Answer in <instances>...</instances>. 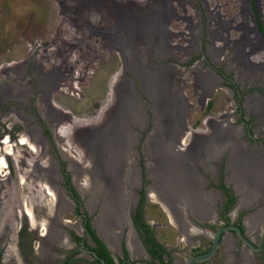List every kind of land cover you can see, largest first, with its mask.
<instances>
[{
    "label": "flooded vegetation",
    "instance_id": "af4514ba",
    "mask_svg": "<svg viewBox=\"0 0 264 264\" xmlns=\"http://www.w3.org/2000/svg\"><path fill=\"white\" fill-rule=\"evenodd\" d=\"M250 2L257 12L264 8L261 0ZM197 6L202 14L192 32L187 33L182 22L187 17L182 18L177 10L179 20H170L159 40L145 49L135 46L147 90L130 69L122 74L114 103L99 124L102 129L111 124L110 153L117 155L106 174L82 182L83 173L72 172L60 147L66 138L62 137L65 124L54 111L58 105L43 95L48 102L40 99L38 105L46 111L44 121L35 108L45 126L40 129L45 144L38 141L41 155L37 160L42 161L44 154L48 157L47 164L42 161L38 167L51 166L52 177L45 171L44 181L27 186L21 181L26 172H21L18 161V170L12 160L6 162L8 177L0 178V264H109L110 260L113 264H188L211 251L220 229L232 226L240 228L253 247L236 232H223L213 257L197 264H264V74L243 70L234 65L235 60H225L217 48L219 29L215 27L214 33L210 25L211 16L219 14L220 1L212 5L211 0H199ZM176 24H182L186 32L174 31ZM89 25L81 32L85 38L60 52L68 56L81 51L88 56L90 45L82 44L84 40L92 41L97 35L110 39L105 27L98 30ZM90 33L94 36L89 37ZM186 34L190 42L181 39ZM116 36L113 40L119 44L133 41L123 31ZM58 41L53 39L52 46ZM41 52L33 51L27 63L37 85L35 63ZM43 75L49 78L52 72ZM62 84L60 77L53 79L49 89L60 95ZM197 85L202 87L196 99L203 113L212 110L220 91L227 94L231 113L211 116L214 120L207 122V136L183 140L184 128L177 126L186 115L188 93H194ZM26 88H15L18 98ZM26 97L27 93L23 100ZM134 102L136 107L131 106ZM159 102L164 109L154 114L152 107ZM158 117L162 123L169 120L162 125L165 132L158 128L162 127ZM198 123L199 119L194 121ZM29 136L35 138L30 131L22 138ZM49 179L55 182L52 186ZM45 187L53 189L55 201ZM149 207L152 211L155 207L156 216H150ZM68 209L70 218H66ZM102 249L105 256L100 255Z\"/></svg>",
    "mask_w": 264,
    "mask_h": 264
},
{
    "label": "rangeland",
    "instance_id": "374dc122",
    "mask_svg": "<svg viewBox=\"0 0 264 264\" xmlns=\"http://www.w3.org/2000/svg\"><path fill=\"white\" fill-rule=\"evenodd\" d=\"M197 1L199 2V0H0V127L2 137L9 135L11 138L2 141L0 137V144H10L9 150L13 149V152H16L17 147L23 142L22 137L30 131L36 138L34 145L38 148L37 153H33L35 155L33 157L27 149H22V151L27 152V154L24 153L25 159L30 161L27 167L35 168L36 160L41 155L38 141L45 144V140L41 138L40 129L45 127L41 120L44 121L47 115L44 113L45 109L43 108L44 111H42L41 106L38 105L43 95L48 96L60 107L58 112L50 104V107L61 115L63 125L68 122L76 123V121L97 118L99 113L102 114L103 108H107L102 114L105 120L116 98V89L122 76V66H124L121 49L125 44L121 43V45L113 40L117 38L116 34L123 31L128 38L134 36V45L138 47L140 44V47L145 49L146 46L152 45V41L159 40L161 34H165L167 23L170 20H179L177 10L182 18L187 17L182 22L187 27V33H190L197 27L198 17L202 14V8L197 6ZM211 1L212 5L216 1H220L221 4L219 14L213 15L214 17L210 15L213 22L210 30L215 33L216 29H219L218 38L219 35L222 37L217 38L216 43L219 44L217 48H221L222 54L225 55L224 59L233 62L235 60L234 65H240L243 70L264 74V8L257 12L252 7L253 4L250 2L252 0ZM261 1L264 3V0ZM174 2L177 3L173 7ZM179 6L182 8L180 9ZM89 23L94 24L93 26L98 30L101 27L110 26L111 33L110 39H102L100 35H95L97 39H94V35L90 33L89 37H93V40L86 39L82 42V44L90 45L89 53L93 55L92 58L89 59L90 54L87 56L81 51H73L68 56L60 52V50L67 51L70 46H75L74 44L79 42L80 38H85L86 36L81 35V32L90 26ZM182 26V24H176L173 30L184 34L186 30L182 29ZM34 27L38 30L36 31ZM39 33L44 35L41 36ZM180 37L187 42L192 40L187 34ZM193 38L196 44L195 36ZM53 39H58V44L52 46ZM184 41H178V44H185ZM41 50L39 56L41 59L38 57L35 63L36 74L40 81L37 85L36 75H33L27 63H30V55L33 51L38 53ZM135 50L138 54L139 49L135 48ZM60 54L62 55L59 57ZM247 58L250 59V63ZM45 70L52 72L49 78L43 77ZM59 77L63 84L58 90L60 95H57L53 93V89L51 91L49 88L53 86V79L56 80ZM44 79H48L52 84L45 85L42 81ZM21 85L27 87L24 91L27 93L25 100H23L25 93L20 92V95H23L22 98H18V91L15 93V88ZM201 89L202 87L197 85L193 88V91L196 90L194 93L191 91L188 93L187 102L189 101V104L187 105L188 108H192L190 110L191 119L188 116L190 121L188 123L193 127L196 126L194 121L199 119L203 122L208 112L215 116H218L217 112L231 113V105L226 101L228 96L223 91H220L214 98L212 110L203 113V108L200 109L197 104L198 99H196ZM44 98L47 104L48 99ZM36 100L38 103L33 106L32 103ZM36 107L41 113V120L39 115L37 116ZM96 107H99L98 111L95 110ZM168 121L166 119L164 123ZM210 121L207 118V122ZM94 125L83 127L84 129L77 127L78 131H73L75 134L72 133L73 135L66 140L61 139L62 144L60 142V147L64 149L63 156L72 172L83 173L82 182H85V179L92 181L93 178L87 175L88 161L81 154V150H85L87 144H96L104 152L111 140L110 123L107 124V129L106 127L102 129L101 125ZM189 131L192 134L199 132L192 129ZM67 141L72 145L68 147ZM22 151L14 153V156L12 152L10 158L0 160L3 170L0 177L4 179L8 177L6 162L12 160L17 168V158ZM42 161L47 164L48 157L45 155ZM30 163L31 165L28 166ZM94 164L95 169L100 166L106 173L109 167L114 165L112 163L111 166L110 164L104 166L102 159ZM38 170L41 169L38 167ZM45 171L47 170L39 171L37 177L33 178V176L29 182L35 185L37 182L44 181ZM92 174L94 176V173ZM100 174H102L101 171ZM23 180L21 178V181L25 182ZM49 182L51 186L55 183L52 179H49ZM45 190L50 192V198L55 201L53 189L45 187ZM68 205L66 204V208ZM152 208H154L153 211L151 207L148 209L150 216H156L155 207ZM66 212H68L66 218H70L69 209Z\"/></svg>",
    "mask_w": 264,
    "mask_h": 264
},
{
    "label": "water",
    "instance_id": "95a60500",
    "mask_svg": "<svg viewBox=\"0 0 264 264\" xmlns=\"http://www.w3.org/2000/svg\"><path fill=\"white\" fill-rule=\"evenodd\" d=\"M109 30L108 32L110 33V26H106L105 27V30ZM105 32H107V31H105ZM104 32V33H105ZM125 33V32H124ZM111 34V33H110ZM125 36L128 38V36L126 35V33H125ZM130 38V40L131 39H133V41H134V36H131V37H129ZM133 41L132 42H129V43H125V46H122V48L123 49H121V53H122V55H123V65L124 66H122L123 68L121 69V73L123 74V73H125V71L126 70H128V69H130V71H131V74L135 77V78H137L138 80H139V82H140V84H141V87L144 89V90H147V80H146V78H145V76H144V73H142V71H143V69L144 68H142V60H141V58L138 56V54H137V51L134 49V47H135V45H134V43H133ZM116 45V44H115ZM139 46H140V44H139ZM152 101H154L153 99H152ZM161 105V102H159V103H155V106L154 107H152V111L154 112V114H155V112L156 111H159V109H160V111L162 112L163 111V109H164V106H162ZM188 110H189V108H188V105L186 106V117L184 116V119H183V121L181 122V124H179L177 127H180V126H183V132H182V134H183V140L184 139H187L188 137H190L191 136V132L189 131V129H191L190 128V126H188V123L186 122V118L188 117ZM155 121H156V119H155ZM157 122V121H156ZM158 123H159V125H164L165 123H162V121L160 120V117H158ZM168 122H166V124H167ZM170 126V125H169ZM158 128H161L164 132H165V130H164V126H162V127H158ZM160 129V130H161ZM100 141V140H99ZM101 145V144H100ZM101 147H99V146H97L96 144L95 145H90V144H87V148L85 149V150H81L82 152H81V154L84 156V157H86V160L88 161L87 162V164H88V166H87V170L86 171H88V173H87V175H90V177H92L93 179H95V178H97L98 177V175L100 174V171H101V173L102 174H106V171L105 170H103V168H101L100 166L97 168L96 167V169H95V164L94 163H96V161L98 162V161H101V159L102 158H104L105 156L103 155V153H105L106 154V150L103 152V151H101V149H100ZM109 148V147H108ZM102 149H103V147H102ZM109 153V152H108ZM45 156V155H44ZM116 157H117V155L116 154H113L111 157H109V159H110V166H111V164L113 163V161L112 160H116ZM94 162V163H93ZM109 165V164H108ZM107 165V166H108ZM8 166V165H7ZM111 168V167H110ZM105 171V172H104ZM92 173H94V176H93V174ZM165 173H167V174H169V173H171L170 171H166ZM223 232H236L237 234H238V237L246 244V245H249L250 247H253V245H252V243H250L246 238H244V235H243V233H242V230L240 229V228H238V227H235V226H232V227H228V228H225V229H220L218 232H217V234H216V236H215V239L213 240V246H212V249H211V251L208 253V254H206V255H203V256H197V257H194V258H192L190 261H189V263L188 264H197V263H203V262H206V261H208V260H210L212 257H213V255L216 253V251H217V248H218V245H219V242H220V238H221V236H222V234H223ZM263 242H264V238H263V241H262V243H261V246L263 245Z\"/></svg>",
    "mask_w": 264,
    "mask_h": 264
},
{
    "label": "bare ground",
    "instance_id": "6f19581e",
    "mask_svg": "<svg viewBox=\"0 0 264 264\" xmlns=\"http://www.w3.org/2000/svg\"><path fill=\"white\" fill-rule=\"evenodd\" d=\"M116 78V77H115ZM113 81H115V79L113 80ZM112 99V98H111ZM133 101V100H132ZM172 103V102H171ZM131 106H135L136 107V102H134V105L132 104ZM127 107V106H126ZM55 108L56 109H58V111H59V108L60 107H56L55 106ZM128 108V107H127ZM133 108V107H132ZM122 109V108H121ZM106 110H107V108H103V111H102V114H103V112L105 111L106 112ZM178 111H179V109H178ZM63 112V111H62ZM64 113H67L68 114V112L66 111H64ZM67 114H65V116L67 115ZM99 115L97 118H95V119H88V120H81V121H76V123H73V122H68L66 125H65V127H62V129H63V135H62V137H64V138H66V139H68V137H71L73 134H75V132L73 133V131H78V128L77 127H88V126H91V125H94V124H96V125H99L101 122H102V119H103V116L104 115ZM177 114V113H176ZM64 115V114H63ZM66 117H68V116H66ZM176 118V117H175ZM65 119H67V118H65ZM98 119H99V121H98ZM101 121V122H100ZM71 123V124H70ZM72 124H74L73 126H72ZM71 125V126H70ZM95 126V125H94ZM76 127V128H75ZM81 128V129H82ZM84 129V128H83ZM85 131V130H84ZM73 133V134H72ZM76 134H77V132H76ZM36 140V138H33V137H26L25 139H23V142L21 143V145L19 146V147H17V149H16V152H13V149L10 151L9 150V145L10 144H4V143H2V144H0V160L1 159H8V158H10L11 157V154H12V152H13V155L12 156H14V153H17L18 151H22V149H27V151H29L30 153L29 154H36L37 152H36V150L38 149L37 147H35V145H34V141ZM32 142H33V144H32ZM68 142V141H67ZM36 143H37V141H36ZM68 145L69 146H71L72 145V143H69L68 142ZM39 147V146H38ZM109 147V148H108ZM110 144L106 147V154L105 153H103V155L105 156L104 158H102V163H105L104 164V166L107 164H110V159H109V157H111L112 156V154L110 153ZM104 149V148H103ZM112 149V148H111ZM109 152V153H108ZM24 153H26L27 154V152H25V151H22V152H20V155L18 156V158H17V161H18V167H19V169L21 170V172L22 173H25L26 172V170H28L29 171V173H25V176H26V174H27V176L25 177V179L23 180V181H25L24 182V184H26L27 186H28V182L31 180V178L33 177V178H35V176L38 174V172L39 171H43L44 169L45 170H47V174L48 175H50L49 174V172H50V170L52 169L51 168V166H50V168L49 169H46V168H43L44 166H41L42 168H40L41 170H38V161H39V159H38V161L36 160V166H35V168L34 169H32L31 168V166H30V168L29 167H27V163H29L26 159H25V155H24ZM33 154V157H35V155ZM29 156V155H28ZM41 158V157H40ZM82 159V158H81ZM84 159V158H83ZM3 161V160H2ZM83 161V160H82ZM33 162V161H32ZM43 163V162H42ZM35 164V163H34ZM29 165H31V163L30 164H28V166ZM130 165V164H129ZM103 166V165H102ZM33 167V166H32ZM36 167H37V169H36ZM25 171H23V170ZM1 171H3L2 170V167H1V163H0V173H1ZM43 173V172H42ZM52 173V172H51ZM1 175V174H0ZM45 175V174H44ZM51 176V175H50ZM52 177V176H51ZM1 178V177H0ZM131 185V184H130ZM42 188V187H41ZM39 189V188H38ZM37 193V192H36ZM49 194H50V192H49ZM59 204V203H58ZM52 205V204H51ZM61 206H63V205H61ZM31 215V214H30ZM32 218V217H31Z\"/></svg>",
    "mask_w": 264,
    "mask_h": 264
},
{
    "label": "crops",
    "instance_id": "0c3cea01",
    "mask_svg": "<svg viewBox=\"0 0 264 264\" xmlns=\"http://www.w3.org/2000/svg\"><path fill=\"white\" fill-rule=\"evenodd\" d=\"M219 45V44H218ZM221 46V45H220ZM219 46V47H220ZM218 49H221V48H218ZM211 116H213V117H215V115H213V113H211V112H209V115H207V116H205V118H204V121L206 122V125H205V122L203 121V122H201L198 126L196 125L195 126V128L196 129H194L193 128V126H190V123H188L189 125L188 126H190V128L193 130V131H199V132H197V133H193V134H191L192 136L194 135V136H196V137H205V136H207V134L209 133V131H210V129H209V127L207 126V118H209V120H211V121H213L214 119L212 118L211 119ZM191 132V131H190ZM172 219H173V217H172ZM172 222H174L175 223V221H174V219L172 220Z\"/></svg>",
    "mask_w": 264,
    "mask_h": 264
},
{
    "label": "trees",
    "instance_id": "16d2710c",
    "mask_svg": "<svg viewBox=\"0 0 264 264\" xmlns=\"http://www.w3.org/2000/svg\"><path fill=\"white\" fill-rule=\"evenodd\" d=\"M210 107H211V105H209V109H211ZM100 255H103V256L106 255V252L104 251V249H102V250L100 251ZM109 264H113V262L110 260V261H109Z\"/></svg>",
    "mask_w": 264,
    "mask_h": 264
}]
</instances>
